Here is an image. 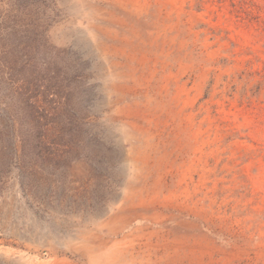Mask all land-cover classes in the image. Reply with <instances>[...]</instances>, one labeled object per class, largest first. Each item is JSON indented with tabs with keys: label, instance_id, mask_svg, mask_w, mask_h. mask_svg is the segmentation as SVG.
Returning a JSON list of instances; mask_svg holds the SVG:
<instances>
[{
	"label": "rangeland",
	"instance_id": "obj_1",
	"mask_svg": "<svg viewBox=\"0 0 264 264\" xmlns=\"http://www.w3.org/2000/svg\"><path fill=\"white\" fill-rule=\"evenodd\" d=\"M133 3L0 0V264H264V0Z\"/></svg>",
	"mask_w": 264,
	"mask_h": 264
},
{
	"label": "bare ground",
	"instance_id": "obj_2",
	"mask_svg": "<svg viewBox=\"0 0 264 264\" xmlns=\"http://www.w3.org/2000/svg\"><path fill=\"white\" fill-rule=\"evenodd\" d=\"M114 1V0H113ZM116 1V0H115ZM119 1V0H118ZM122 1V0H121ZM127 1V0H126ZM144 1V0H143ZM148 0H146V2H147ZM165 1V0H164ZM129 2H131V1H129ZM133 2L135 3V5L137 6V7H139L140 6V0H133ZM153 2V1H152ZM134 3H133V5L132 6H134ZM158 3V2H157ZM154 4V3H153ZM167 4V3H166ZM121 5V4H120ZM124 5H126V4H124ZM130 5V4H129ZM158 5V4H157ZM125 7V6H124ZM127 7V6H126ZM136 7V8H137ZM144 7V6H143ZM154 7V6H153ZM155 7H157V6H155ZM115 8V7H114ZM131 8V7H130ZM147 8V7H146ZM150 8H151V5H150ZM145 9V8H144ZM153 9V8H152ZM112 10V9H111ZM141 10V9H140ZM153 11H154V9H153ZM138 12H139V10H138ZM145 12V11H144ZM147 12V11H146ZM154 12H156V11H154ZM130 13H131V11H130ZM135 14H137V13H135ZM144 14V13H143ZM150 14V13H149ZM156 14V13H155ZM163 14V13H162ZM140 15H141V13H140ZM145 15V14H144ZM153 15H154V13H153ZM132 16H133V14H132ZM136 16V15H135ZM142 16V15H141ZM151 16H152V14H151ZM158 16V15H157ZM118 17V16H117ZM119 18V17H118ZM144 18V17H143ZM149 18V17H148ZM162 18V17H161ZM151 19H153V18H151ZM158 19V18H157ZM125 20V19H124ZM148 20V19H147ZM166 20H167V18H166ZM138 21V20H137ZM142 21V20H141ZM156 21V20H155ZM158 21V20H157ZM122 22H125V21H122ZM119 23V22H118ZM123 24V23H122ZM124 25V24H123ZM154 25V24H153ZM157 25V24H156ZM179 25V24H178ZM149 26H150V24H149ZM148 26V27H149ZM152 26V25H151ZM136 27V26H135ZM162 27H163V25H162ZM134 28V27H133ZM150 28V27H149ZM136 29V28H135ZM157 29V28H156ZM180 29V28H179ZM137 30V29H136ZM135 30V31H136ZM158 30V29H157ZM133 31V30H132ZM176 31V30H175ZM137 32V31H136ZM139 32V31H138ZM150 32V31H149ZM133 33H134V31H133ZM136 34V33H135ZM135 34H133V36L135 35ZM165 34V33H164ZM163 34V35H164ZM178 34V33H177ZM170 35H171V33H170ZM140 36H142V34L140 35ZM149 36V35H148ZM174 36V35H173ZM135 37V36H134ZM152 37V36H151ZM162 37V36H161ZM165 37V36H164ZM169 37V36H168ZM139 38V37H138ZM142 38V37H141ZM153 38H154V36H153ZM179 38V37H178ZM177 38V39H178ZM129 39V38H128ZM136 39V38H135ZM143 39V38H142ZM161 39V38H160ZM174 38H172L171 40H173ZM132 40H133V38H132ZM132 40H130V41H132ZM144 40V39H143ZM123 41V40H122ZM129 41V40H128ZM148 41H150V40H148ZM133 42V41H132ZM139 42H141V41H139ZM146 42V41H145ZM158 42H160L159 40H158ZM157 42V43H158ZM168 42V41H167ZM175 42V41H174ZM177 42V41H176ZM180 42H184V41H181L180 40ZM135 43V42H134ZM142 43V42H141ZM150 43V42H149ZM148 43V44H149ZM169 43V42H168ZM123 44V43H122ZM133 44V43H132ZM138 44V43H137ZM147 44V43H146ZM163 44V43H162ZM125 45V44H124ZM123 45V46H124ZM126 45H127V43H126ZM142 45V44H141ZM168 45V44H167ZM181 45V44H180ZM186 45V44H185ZM122 46V47H123ZM159 46V45H158ZM160 46H161V44H160ZM160 46H159V48H160ZM169 46V45H168ZM133 47H135L134 45H133ZM137 48H138V46H136ZM142 47V46H141ZM140 47V48H141ZM144 47H146V46H144ZM151 47V46H150ZM154 47V46H153ZM166 47V46H165ZM177 47V46H176ZM137 48H135V49H137ZM152 48V47H151ZM162 48V47H161ZM175 48V47H174ZM178 48V47H177ZM132 49V48H131ZM134 49V48H133ZM148 49V48H147ZM153 49V48H152ZM113 50V49H112ZM128 50V49H127ZM141 50V49H140ZM139 50V51H140ZM166 50V53H167V49H165ZM176 50V49H175ZM149 51V50H148ZM151 51V50H150ZM153 51V50H152ZM155 51H158V50H155ZM154 51V52H155ZM161 51V50H160ZM171 51H172V49H171ZM183 51H184V48H183ZM190 51V50H189ZM131 52V51H130ZM141 52V51H140ZM162 52V51H161ZM196 52V51H195ZM147 53V52H146ZM158 53V52H157ZM165 53V54H166ZM190 53V52H189ZM140 54H142L143 55V53H140ZM145 54V53H144ZM152 54V53H151ZM173 54V53H172ZM178 54V56H179V53H177ZM182 54H183V52H182ZM191 54V53H190ZM189 54V55H190ZM149 55V54H148ZM164 55V54H163ZM167 55V54H166ZM124 56V55H123ZM138 56V55H137ZM146 56V55H145ZM144 56V57H145ZM134 57H136L135 56V54H134ZM139 57V56H138ZM157 57V56H156ZM190 57V56H189ZM195 57V56H194ZM149 58V57H148ZM151 58V57H150ZM164 58V57H163ZM170 58V57H169ZM178 58V57H177ZM181 58V57H180ZM140 59V58H139ZM146 59V58H145ZM162 59V58H161ZM189 59V58H188ZM129 60V59H128ZM153 60V59H152ZM171 60H172V58H171ZM180 60V59H179ZM185 60V59H184ZM194 60H195V58H194ZM142 61V60H141ZM147 61V60H146ZM157 61V60H156ZM178 61V60H177ZM187 61V60H186ZM190 62V61H189ZM136 63V62H135ZM168 63V62H167ZM180 63V62H179ZM150 64V63H149ZM172 64V63H171ZM184 64V63H183ZM186 64V63H185ZM137 65H139V64H137ZM195 65H196V63H195ZM134 66V65H133ZM139 66H141V65H139ZM171 66V65H170ZM183 66V65H182ZM146 67V66H145ZM141 68V67H140ZM153 68V67H152ZM151 68V69H152ZM176 69V68H175ZM167 70V69H166ZM140 71V70H139ZM154 71V70H153ZM170 71V70H169ZM139 74V73H138ZM140 75V74H139ZM193 75V74H192ZM143 77H145V76H143ZM179 77V76H178ZM166 79V78H165ZM164 80V79H163ZM153 81H154V79H153ZM149 83H150V81H149ZM157 83V82H156ZM191 83V82H190ZM151 86V85H150ZM160 87V86H159ZM156 88V87H155ZM152 89V88H151ZM143 90V89H142ZM146 90V89H145ZM139 91H140V89H139ZM172 91V90H171ZM137 92V91H136ZM188 93V92H187ZM160 96V95H159ZM160 98V97H159ZM165 98V97H164ZM181 105V104H180ZM196 107V106H195ZM195 112V111H194ZM158 113V112H157ZM149 116V115H148ZM158 116V115H157ZM196 116V115H195ZM163 117V116H162ZM167 118V117H166ZM165 118V119H166ZM153 122V121H152ZM193 122V121H192ZM191 122V123H192ZM198 123V122H197ZM153 129V128H152ZM167 129V128H166ZM201 129V128H200ZM159 130V129H158ZM173 130V129H172ZM175 130V129H174ZM180 130H181V128H180ZM150 131H151V129H150ZM168 131H169V129H168ZM182 132V131H181ZM192 132V131H191ZM163 133V132H162ZM179 134V133H178ZM170 135V134H169ZM181 135V134H180ZM183 135V134H182ZM205 135V134H204ZM207 135V134H206ZM209 135V134H208ZM207 138V137H206ZM165 139V138H164ZM179 139V138H178ZM208 139V138H207ZM211 139V138H210ZM168 141V140H167ZM210 141V140H209ZM175 143H176V141H175ZM177 143H178V140H177ZM176 143V144H177ZM181 143V142H180ZM199 143V142H198ZM172 144V143H171ZM168 145V144H167ZM184 145V144H183ZM180 146H181V144H180ZM174 147V146H173ZM181 148V147H180ZM184 148H185V146H184ZM202 148V147H201ZM200 148V149H201ZM207 148V147H206ZM212 148V147H211ZM172 149V148H171ZM212 150V152H214L213 151V149H211ZM163 151V150H162ZM169 151V150H168ZM182 151V150H181ZM189 151V150H188ZM199 151V150H198ZM171 152V151H170ZM201 153V152H200ZM205 153V152H204ZM208 153H210V152H208ZM203 154V153H202ZM201 154V155H202ZM211 154V153H210ZM159 155V154H158ZM199 155V154H198ZM195 156H197V155H195ZM175 157V156H174ZM171 159V158H170ZM183 160H184V158H183ZM150 163V162H149ZM148 163V164H149ZM176 164V163H175ZM164 165V164H163ZM168 166V165H167ZM169 167V166H168ZM207 167V166H206ZM209 167V166H208ZM207 167V168H208ZM176 168V167H175ZM194 168V167H193ZM204 168V167H203ZM177 169V168H176ZM199 169H200V167H199ZM210 169V168H209ZM211 170V169H210ZM209 170V171H210ZM200 171H202V170H200ZM175 172V171H174ZM192 173V172H191ZM201 173V172H200ZM170 175H172V174H170ZM152 176V175H151ZM198 176V175H197ZM175 178V177H174ZM150 179V178H149ZM171 179V178H170ZM205 179V178H204ZM196 180H197V178H196ZM162 181V180H161ZM205 181V180H204ZM148 182V181H147ZM151 182V181H150ZM189 182V181H188ZM192 188V187H191ZM183 199V198H182ZM192 205V204H191ZM148 208V207H147ZM198 208H199V206H198ZM160 209H162V207L160 208ZM183 209V208H182ZM215 210V209H214ZM200 211V210H199ZM227 211V210H226ZM202 212V211H201ZM156 213V212H155ZM159 213V212H158ZM156 214V215H153V218L155 219V221H158L159 223H165V222H167V220L166 219H164L163 218V215L162 214ZM189 213V212H188ZM193 213V212H192ZM197 213V212H196ZM199 213V212H198ZM150 214H152V213H150ZM193 214H195V210H194V213ZM170 215V214H169ZM197 215V214H196ZM195 215V216H196ZM204 215V214H203ZM208 218V217H207ZM213 218V217H212ZM143 219V218H142ZM170 219V218H169ZM208 219H210V218H208ZM222 219V218H221ZM204 220V219H203ZM207 220V219H206ZM211 220H213V219H211ZM226 220H228V218L226 219ZM171 222V221H170ZM183 222V227L184 228H186V226H190V223H189V221H182ZM204 223V222H203ZM174 224V223H173ZM192 224V223H191ZM116 225V223H113V224H111V230H112V233H117L119 230H121V228L120 227H117V226H115ZM148 225V224H147ZM193 225H195V224H193ZM206 225V224H205ZM164 229V228H163ZM165 230V229H164ZM198 230V229H197ZM164 232V234H165V236L167 235V236H169L170 237V235L173 233L170 229H166L165 231H163V230H160L159 231V233H163ZM197 232V231H196ZM204 232V231H203ZM192 233V232H191ZM128 238V237H127ZM187 237H185V236H183V238L181 237L180 239L181 240H183L182 241V243L184 242V241H186L185 239H186ZM180 240V241H181ZM193 240V239H192ZM201 240V239H200ZM120 241H123V239L122 240H120ZM128 241V243L131 245V246H135V245H137L136 243H137V241L135 242V241H133L132 239H130V237L126 240V242ZM140 241V240H139ZM193 242V241H192ZM109 244V243H108ZM188 244V243H187ZM196 244H194V246H195ZM201 245H204V244H201ZM182 246V245H181ZM190 246V245H189ZM206 246V245H205ZM191 247V246H190ZM190 247H188L189 249H190ZM196 247V246H195ZM200 247H202V246H200ZM198 248V247H197ZM216 248V247H215ZM193 249V248H192ZM196 249V248H195ZM110 250V249H109ZM202 250V249H201ZM203 251V250H202ZM211 252L213 251V250H210ZM209 252V251H208ZM204 253V252H203ZM210 253V252H209ZM208 253V254H209ZM174 254V253H173ZM211 254V253H210ZM189 256V255H188ZM209 255H207V257H208ZM99 257V256H98ZM192 257V256H191ZM224 257V256H223ZM216 258V257H215ZM215 258L213 259V260H215ZM186 259V258H185ZM194 259H196L197 260V258L195 257ZM221 258H219V260H220ZM178 260V259H177ZM205 260V259H204ZM209 260V259H208ZM181 261V260H180ZM210 261V260H209ZM224 261V260H223ZM228 261V260H227ZM175 262V261H174ZM191 262V261H190ZM193 262V261H192ZM219 263V262H218ZM221 263H223V262H221ZM167 264V263H166ZM194 264V263H193Z\"/></svg>",
	"mask_w": 264,
	"mask_h": 264
}]
</instances>
